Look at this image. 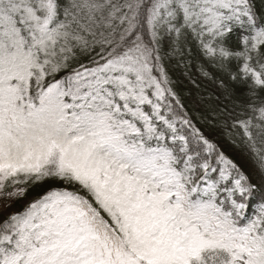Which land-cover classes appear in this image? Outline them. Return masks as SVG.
Returning a JSON list of instances; mask_svg holds the SVG:
<instances>
[{
    "label": "snow or ice",
    "instance_id": "1",
    "mask_svg": "<svg viewBox=\"0 0 264 264\" xmlns=\"http://www.w3.org/2000/svg\"><path fill=\"white\" fill-rule=\"evenodd\" d=\"M0 264H264V0H0Z\"/></svg>",
    "mask_w": 264,
    "mask_h": 264
}]
</instances>
